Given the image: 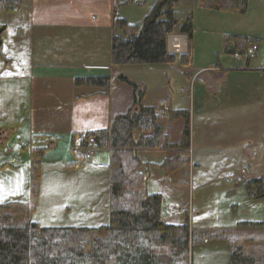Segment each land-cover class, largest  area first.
Returning a JSON list of instances; mask_svg holds the SVG:
<instances>
[{
	"label": "crops",
	"instance_id": "crops-1",
	"mask_svg": "<svg viewBox=\"0 0 264 264\" xmlns=\"http://www.w3.org/2000/svg\"><path fill=\"white\" fill-rule=\"evenodd\" d=\"M134 1L140 5L142 0H26L20 12L3 13L6 21L0 27V36L10 29L5 44L9 64L4 67L0 61V81L6 82L4 87H20L21 91L16 104L11 103L8 108L12 112L19 107V118L17 112L4 118L0 115V119L7 120V124L0 120L6 130L16 127L15 135L5 142L6 150L0 149V164L17 160V166L0 169V204L28 203L27 147L49 142L50 148L42 158L41 185L33 216L38 222L41 218L37 212L48 211L51 225L38 222L43 227H96L106 223L108 152L100 150L87 163H80L76 153L87 133L107 129L114 116L129 109L132 89L124 80L144 88V106L154 107L164 101L170 111H189L190 180L197 182L198 188L204 182H215L227 170L235 171L234 166L247 167L252 178L264 177V63L257 61L261 42L264 43V0H247L243 14L208 10L195 0L177 3L174 10L181 21L190 14L194 30L217 35L215 53L208 54L207 65L196 61L192 36L181 34L178 24L166 39V51L175 56L187 54L188 65L182 66L176 60L172 65L116 67L110 57L113 14L122 18L119 10ZM230 34L245 36L249 45L257 46L254 59L245 62L241 56L224 53L225 36ZM0 44H4L1 39ZM193 65L209 68L201 80L195 81L198 86L192 83L189 95L191 73L198 72ZM7 67L12 74L1 72ZM86 76H108L109 93L75 86L74 79ZM157 123L169 143L179 140L181 120L170 123L168 117H162ZM13 146L15 155L11 151ZM21 153L25 159L17 158ZM168 153L140 151L139 158L158 164ZM142 172L147 177V191L163 200H169L165 195L168 192L185 197L190 188L169 185L159 170ZM237 193L247 199L244 186L228 189L225 198L234 212L240 207L233 203ZM58 197L63 203L58 202ZM258 201L264 202V198ZM165 205L163 221L180 223L181 218L173 221L179 214L173 217L166 209L177 204ZM74 210L94 223L78 218L79 223L61 225L64 216ZM255 216L254 211L241 219L235 213H227L223 220L217 219L208 226L215 231L246 232L250 229H243L239 223H264ZM209 227L205 225L198 231L211 232Z\"/></svg>",
	"mask_w": 264,
	"mask_h": 264
},
{
	"label": "trees",
	"instance_id": "trees-1",
	"mask_svg": "<svg viewBox=\"0 0 264 264\" xmlns=\"http://www.w3.org/2000/svg\"><path fill=\"white\" fill-rule=\"evenodd\" d=\"M25 1L0 0V12H18ZM179 1L157 0L139 26L130 25L113 14L111 64L116 67L172 65L178 60L180 65H188L187 54L175 56L166 51V39L178 24L181 34L190 37L193 32L191 15L181 21L175 13ZM195 1L212 11L243 14L247 9V0ZM248 46L245 36H225L224 53L227 55L243 56ZM0 60L4 65L9 63L1 46ZM124 82L132 89V103L127 112L114 116L107 129L87 133L79 149L80 152L91 137L100 150L108 152L106 223L96 227H43L33 220L42 158L50 148L47 141L33 143L27 147L28 203L0 204V264H190L193 248L211 241L227 245L228 264H264V235L231 230L194 234L189 226V213L182 210L177 213L183 215L180 223L163 221L164 201L160 195L147 191V177L142 171L156 169L169 185L188 186L190 114L187 110H169L167 115H161L156 106L142 105V86ZM74 84L99 88L107 95L110 78L78 77ZM162 117H168L170 123L182 121L176 143H169L163 135L157 123ZM15 130L16 127H12V137ZM152 150L170 153L158 164L139 158L140 151ZM79 152L76 157L82 163ZM7 166L13 167L15 162L2 163L0 169ZM243 185L248 200L264 198V178H250ZM239 225L243 229L264 228V223L241 222Z\"/></svg>",
	"mask_w": 264,
	"mask_h": 264
},
{
	"label": "rangeland",
	"instance_id": "rangeland-1",
	"mask_svg": "<svg viewBox=\"0 0 264 264\" xmlns=\"http://www.w3.org/2000/svg\"><path fill=\"white\" fill-rule=\"evenodd\" d=\"M156 1L157 0H142L140 5H137L134 1L130 4L123 6L119 10V14L121 15V17L122 16L125 17V20L130 25L132 24L134 26H139L140 23L142 22V19L145 17L146 14L149 13V11L151 10L152 6L156 3ZM22 7H23V5H22ZM22 7H21V9H22ZM20 10L18 12H20ZM18 12H14V13H18ZM7 14H10V13H7ZM5 21H6V19H3V13L0 12V27L4 25ZM204 26L205 25L202 24V27H204ZM227 26H228V24H227ZM238 26H241V24ZM9 32H10V29L8 31H6V33L4 35L0 36L1 42L2 43L4 42V44H2V45L0 44V46H1L2 51L5 54V56H6V48H5L6 37L8 36V34L10 35ZM191 36H192V40L194 42V47H195V55L194 56H195L196 61H203V63L207 65V62L205 60L207 58H209L208 54H210V52L215 53L214 48H216L217 44L215 45L214 38H216L217 35H214L213 33H206L202 29H199V30L195 29L194 30V28H193V32H192ZM170 40H171V38H170ZM172 40L174 41V39H172ZM260 46H261V49L257 53V61L264 63V60L260 61V60L264 59V43L261 42ZM216 57H218V54H216ZM7 59L9 60L8 57H7ZM1 62L3 64V61H1ZM7 65L3 64L4 67H6ZM212 65H214V62ZM243 65H244V62H242V66ZM150 66H152V65H150ZM10 67L5 68V70L2 69L3 71H1V72L4 74H8V73L12 74L13 72L10 70ZM192 67H193V70H195V71H200V70H204V69L206 71V70H208L207 68H209V66L205 67V66H199V65H193ZM206 74H207V72H199V73L198 72H192L191 73V79L189 81L190 86H189V89L187 90L189 95L191 92L192 83H195V81L201 80L202 76H204ZM4 83H6V82L0 81V88H1L0 89V115L2 116V118H4L5 115L6 116H9V115L13 116V112L14 113L17 112L18 114L17 113L16 114L19 118V113H20L19 107L17 109V106H16V108L12 109L13 110L12 112L9 111L8 108L11 106V103L13 105L16 104V99H19V97H20L19 91H21V88L19 87L17 90H15V89L9 88V86L4 87ZM195 86H198L197 83H195ZM9 89H11L12 91H10ZM195 89H196V87H195ZM244 89L248 90L247 88H244ZM22 100H23V98H22ZM20 101H21V99L18 102H20ZM157 104H155L154 106H156V105L157 106L167 105V108L169 110L168 104L166 102L163 101V102H159ZM1 116H0V118H1ZM0 120L2 122H5V124H7L6 123L7 120H5V119H3V120L0 119ZM0 128H2L1 125H0ZM12 132H13L12 130L8 131V130H6V128L0 129L1 139H3L4 136H7L6 139L4 140L6 142L8 138L12 137L11 136ZM0 146L2 147L3 143ZM1 147H0V149L3 150V148H1ZM4 147H5V143H4ZM14 147H16V146H13V148L11 150L13 155L17 154L14 151ZM6 153H3V154H6ZM188 154H190L189 151H188ZM17 158L18 159H25V154L21 153V155ZM189 158H190V155H189ZM14 162H16L15 165H17V160H14ZM191 167L192 166H190V170H191ZM241 168L246 169L247 173L249 174V179L252 178L251 177L252 174L249 173L247 167H245V166H240V167L234 166L233 169L238 170ZM190 177H191V172L189 171V179H188L189 184H188V186H186V188L189 186H190V188H188V193L185 194V197H182L181 195L175 194L174 192H168L165 195H167L169 197V200L164 198L163 208H165V206H166L165 202L169 203V204L175 203V204H177V207L180 206L179 208L182 211H187L189 213V226H190V230L192 231V233H194V234L204 233V231H198L199 228L202 227L201 229H203L205 225L207 227H209L208 225L215 224L217 219L219 221H221V219L223 220L227 216V213H235V215L241 219V218L245 217L246 214L248 215V214L252 213V211H254L255 215H256L255 216L256 219H259L257 221L264 222V202L258 201L260 199H258L257 201L255 200L254 202H256V203L250 204V203H247L248 201H246L247 200V199H245L246 197H243V199H242L240 197V194L237 193L236 197L234 199L235 202H233L236 205H240L237 212H234L232 207H230V204L228 205V201L225 199L227 196V193H228V189L231 190V188L244 186L243 184H238V185L229 184V185H227L224 183V181L221 178L218 177L215 180V182H211V183H205L204 182L203 184H201V187L198 188L197 187L198 183L197 182L191 183ZM256 178H264V177H256ZM40 185H41V183H40ZM47 199H48V197L46 198V200ZM63 201H64L63 199L60 200V198L58 197V202L63 203ZM206 209H209V210L206 211L205 213H203L202 215H196V214L204 212ZM74 211H72V213ZM72 213L68 214L69 216H64L63 219L65 221H63V223L61 225H63V224L64 225H73L74 223L75 224L79 223V222H77L79 219L81 221L85 220V221H91L92 223H94L92 219H89V217L82 216L77 211H75L73 214ZM34 214H33V216H34ZM47 214H48V211H45L44 209H41L40 211L37 212V215L40 216V218H41L40 221H39V219L37 221L41 225L49 223L48 222L49 216ZM171 216L174 217L175 215H171ZM182 216L183 215L179 214L178 218H176L173 221H177L180 218L182 219ZM247 217H249V216H247ZM165 218H167V215H165ZM46 225H48V224H46ZM49 225H51V224L49 223ZM227 225L228 226L230 225V221H228ZM209 229H211L212 231H215L214 228L209 227ZM238 232H240V231H238ZM246 232H248L249 234H256V235L260 236V235H264V228L263 227H256V228L253 227L250 229V231H246ZM205 233H209V231H205ZM209 243L210 242H206V243L201 245L202 247L196 246L193 248L192 256L190 259V264H225V261H227V258H228V252L226 250V247H227L226 244L223 242H216V241H211V243L210 244Z\"/></svg>",
	"mask_w": 264,
	"mask_h": 264
},
{
	"label": "built area",
	"instance_id": "built-area-1",
	"mask_svg": "<svg viewBox=\"0 0 264 264\" xmlns=\"http://www.w3.org/2000/svg\"><path fill=\"white\" fill-rule=\"evenodd\" d=\"M258 48L256 45L251 44L247 47L246 52L243 56H241L245 62L254 59L256 56ZM205 70L198 71L204 72ZM158 105V104H157ZM157 112L161 115L168 114L167 105H159L157 106ZM100 149L98 148L97 144L95 143L94 139L89 137L86 140L85 147L80 150L79 154L81 156L80 161L82 163L89 162L93 159V157L99 152ZM219 178H221L225 184H244L249 179V174L247 173L246 169L241 168L232 172V170H227L225 174H222ZM181 209L177 207V205H171L167 208V211L170 215H176Z\"/></svg>",
	"mask_w": 264,
	"mask_h": 264
},
{
	"label": "flooded vegetation",
	"instance_id": "flooded-vegetation-1",
	"mask_svg": "<svg viewBox=\"0 0 264 264\" xmlns=\"http://www.w3.org/2000/svg\"><path fill=\"white\" fill-rule=\"evenodd\" d=\"M8 133H9V132H8ZM6 137H7V136H4L3 139H1V137H0V145H1L2 143H4V140L6 139Z\"/></svg>",
	"mask_w": 264,
	"mask_h": 264
},
{
	"label": "water",
	"instance_id": "water-1",
	"mask_svg": "<svg viewBox=\"0 0 264 264\" xmlns=\"http://www.w3.org/2000/svg\"><path fill=\"white\" fill-rule=\"evenodd\" d=\"M4 143H5V141H4ZM4 143H3V146L2 147L0 146L1 148H4ZM15 166H17V165H15Z\"/></svg>",
	"mask_w": 264,
	"mask_h": 264
}]
</instances>
